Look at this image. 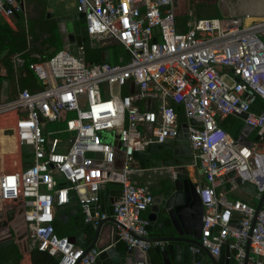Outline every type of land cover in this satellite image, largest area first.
Here are the masks:
<instances>
[{
	"label": "built area",
	"instance_id": "obj_1",
	"mask_svg": "<svg viewBox=\"0 0 264 264\" xmlns=\"http://www.w3.org/2000/svg\"><path fill=\"white\" fill-rule=\"evenodd\" d=\"M74 2L91 45L109 40L127 59L91 64L83 46L76 56L60 49L27 65L38 91L25 89L0 103L5 139L0 138V158L7 141L18 155L6 166L0 159V206L22 207L28 249L48 254L57 264H92L101 251L84 253L68 237L57 236L55 211L77 201L85 224L96 229L109 217L98 202L111 182L119 183L122 192L112 204L115 243L137 248L145 258L155 245L163 248L164 243L144 240L149 221L142 213L154 197L131 180L142 172L132 155L176 137L180 106L192 159L186 171L203 208L201 246L215 261L227 246L235 264H243L249 242V264H264V198L256 213L255 205L229 197L250 195L228 178L235 172L242 184L254 186L253 198L259 200L264 154L255 144L246 145L243 136L233 139L219 124L228 115H245L244 124L261 133L264 142V17L197 19L189 10L186 31L178 32L174 0ZM23 11L16 0H0V16L7 20ZM129 84L133 92L124 94ZM258 101L259 113L253 110ZM140 103L154 106L141 109ZM170 171L175 179L176 168ZM200 251L190 248L192 256Z\"/></svg>",
	"mask_w": 264,
	"mask_h": 264
},
{
	"label": "water",
	"instance_id": "obj_2",
	"mask_svg": "<svg viewBox=\"0 0 264 264\" xmlns=\"http://www.w3.org/2000/svg\"><path fill=\"white\" fill-rule=\"evenodd\" d=\"M16 1L22 8L24 7V0ZM176 2L177 0H174V3ZM219 12L221 17H225L222 11ZM47 17L50 18V14ZM55 22L63 48L68 49L72 55L76 56L77 47L83 46L81 32L84 30V15L74 14L63 16L57 18ZM155 33H159L158 28H155ZM153 41L155 42L156 40L154 39ZM100 60L101 63L109 64H117L119 62L116 50L102 51ZM245 117V115H228L221 120L220 126L227 130L233 139L243 136L246 145L252 146L255 144L257 150L264 154V142L260 139L261 133L257 134L254 141L246 139L254 129L244 124ZM189 125L195 126L196 123L193 120H189ZM145 128L149 131L151 126L147 125ZM115 145L117 144L115 143ZM117 147L119 148L120 146L117 145ZM167 152L170 153V156L164 155ZM190 153L187 124L182 122L179 123L177 135L171 142L165 144H150L145 151L132 155L134 166L139 167L141 170H145L147 167L152 169L174 167L177 171L175 179L169 178L162 183L164 191L153 198V203L149 207L147 217L149 221L147 230L150 233V237L144 238V240L152 244L164 243L163 248H160L158 245L152 248L162 264H180L182 262L181 257L185 255L186 246H196L206 254L205 258H202L201 253L193 256V263L200 262L201 264H205L207 261H212L214 264H218L208 250L200 244L203 226V208L199 196L195 191V186L188 178L186 171V168L192 164ZM228 178H234L240 190L253 197L255 196L254 186L249 183L242 184L240 178L235 177V172L229 173ZM109 185L114 187L104 201V206L108 211L109 217L105 221H102L96 229L88 228L89 233L92 234L90 243L87 244L85 231L78 227L77 222L75 223V232L68 239L76 246L82 248L84 253H87L91 249L101 251L92 264H126L128 260L132 264H150L146 262L145 256L137 248L118 252L114 247L118 223L114 218L112 204L122 195V192L118 189L120 187L119 183L111 182ZM230 187L228 183L226 189H230ZM263 198L264 194L255 205L256 213H258L261 207ZM70 199L74 200V196H71ZM73 202L78 205L77 201ZM98 204H100V196ZM106 225H110L111 227V242L105 246H99V241ZM12 243V240L0 239V250ZM181 244H185V246ZM225 256V264H230L231 255L228 247H226ZM248 258L249 242L246 246L243 264H248ZM52 264L57 263L54 262Z\"/></svg>",
	"mask_w": 264,
	"mask_h": 264
},
{
	"label": "crops",
	"instance_id": "obj_3",
	"mask_svg": "<svg viewBox=\"0 0 264 264\" xmlns=\"http://www.w3.org/2000/svg\"><path fill=\"white\" fill-rule=\"evenodd\" d=\"M177 2L178 3L176 5L178 6L181 2H185L186 5H190L196 1L177 0ZM221 3L224 4V8L221 6V4L220 8L226 17H264V0H222ZM55 4L57 6L65 4V9H72L65 16L75 14L74 0H57L54 2L39 0L38 2H35V4L28 5V7H25L26 5L24 2V11L19 12L11 21L0 16V103L7 102L16 98L18 94L25 89L30 92L38 91L40 89V86L37 81V78L34 73L28 69L27 65L33 62L45 61L55 52H57V48L59 47V45L61 46V49H63L60 40V35L55 22V20L60 17H57L58 15L54 11L57 10V8H54V10L51 9V7H53ZM177 6L175 8H177ZM27 12L29 13L28 15ZM19 14H22L23 18V21L20 23L17 21L19 19ZM48 14H50V18L47 17ZM83 32L84 30H82L81 36ZM94 41L97 42L98 46L91 45L89 41V46L91 48H100L103 51L116 50L119 62L121 59H127L125 51L122 50V48H120V46L116 45L114 42H111L109 40H105L102 42L96 40ZM119 50H121L122 54L119 53ZM133 89L134 88L132 87V85L129 84L127 85L126 89H123L122 92L124 94H129L133 92ZM261 104V101H258L257 104L254 106L253 110H259L260 112ZM153 106L154 104H139V107L141 109H150ZM246 139L249 141H254V139H249V136ZM4 146L5 145L1 147L2 157L0 159L3 166H6L8 161L17 159L18 155L14 150H11V147L13 146L10 147L9 152L4 151ZM170 170H172V168L152 169L150 167H147L145 170H142L139 175H133L131 177V180L137 185L147 187L151 195L155 197L164 191L162 183L166 179L170 178ZM198 178L200 182H203L202 177ZM112 189H114V187L108 185L104 190L100 192L99 207L100 211L102 212L107 211L104 206V201L106 197L109 196V192L112 191ZM233 197H240L241 200L251 205H256L258 201L251 195L248 196L241 194L240 196L238 195ZM254 200L256 202H254ZM16 209L20 211L15 214L14 211ZM21 214L22 207L18 203H10L0 206V223H5V226H7V229L4 231L5 233L3 237L1 236L0 239H9L13 241L12 244L0 250V258L1 254L4 251H7L8 248H11L12 251H15V255L17 253V250L23 252V254L32 252L28 249V236L26 244H23L21 242L22 238L17 235L18 233L16 234V222L18 221V218L20 217L19 215ZM148 214L149 209L142 213V217L147 219ZM76 222L78 223V227L82 228L85 231V240L87 244L90 243L92 239V234H90L88 231V228H90V226L85 224L83 213L81 212L79 205H76L74 202H71L67 206L63 208H58L57 211H55L54 229L55 233L58 236H72L75 232ZM111 235V227L110 225H106L103 229L99 241V246H105L107 244H110ZM114 247L117 249L118 252L127 251L126 245L122 242L115 243ZM226 247L227 246H223L222 248L221 256L216 261L218 264H225ZM152 248L149 250L146 256V262L150 264L151 262L159 264L160 259L153 252ZM200 253L202 254V258L206 257V254L204 252L200 251ZM230 255V264H235L234 252L230 251ZM222 256L223 258L221 259ZM0 264H17V262L15 260V257L11 256L4 260L1 259ZM126 264L132 263L128 260Z\"/></svg>",
	"mask_w": 264,
	"mask_h": 264
},
{
	"label": "trees",
	"instance_id": "obj_4",
	"mask_svg": "<svg viewBox=\"0 0 264 264\" xmlns=\"http://www.w3.org/2000/svg\"><path fill=\"white\" fill-rule=\"evenodd\" d=\"M38 1L39 0H24L25 5H26L25 7H28V5H30V4L31 5L35 4V2H38ZM189 10L192 11L193 16L197 19H208V18H220L221 17L220 12L218 11L217 7L216 8L214 7V5H207L205 2H199L197 4L192 3L190 5H188V4L186 5L185 2H181L177 6V8H175V18L174 19H175L176 30L178 32H185L186 31V22L189 19L188 18ZM20 28H23V27H20ZM82 41L84 44L85 61L87 63H91V64L101 63L100 56H101V52L103 50L100 48H91L89 46L88 36L84 32L82 33ZM60 49H61V46L59 45V47L57 48V51ZM123 61H124V59H123ZM176 111L178 114L179 122H184L182 108L179 106L176 108ZM255 111L259 112V110L258 111L255 110ZM219 124H220V120H219ZM164 155L170 156V153L167 152ZM59 237H63V236H59ZM4 252L1 254L0 260L1 259L4 260L6 258L13 256V257H15L17 264H26L27 262L29 264H52L55 262V260L51 256H49L48 254L37 252L36 250H33L30 253H24V254H23V252L17 250L16 255L14 253L15 251H12L11 248H8L7 251H4ZM222 258H223V256L221 257V259ZM151 264H156V263L151 262ZM159 264H162V262L160 261Z\"/></svg>",
	"mask_w": 264,
	"mask_h": 264
},
{
	"label": "rangeland",
	"instance_id": "obj_5",
	"mask_svg": "<svg viewBox=\"0 0 264 264\" xmlns=\"http://www.w3.org/2000/svg\"><path fill=\"white\" fill-rule=\"evenodd\" d=\"M195 1L196 2H194L193 4H197L199 2H205L207 5H214L215 8L217 7L218 11H222L221 8H220V4L224 8V4L221 3L222 1L219 2V0H195ZM58 6L55 4L53 7H51L52 10H54V8H57V10H54L57 13V15H58L57 17L65 16V15H67L68 12H70L72 10L71 8L70 9H65V4H61V6L60 5H58ZM225 11H226V9H225ZM28 14L29 13L27 12V15ZM17 21L19 23L23 21L22 14H19V19ZM119 53L122 54L121 50H119ZM53 127H56V126H53ZM256 133H257L256 131L251 132V134L249 135V139H254L255 136H256ZM0 138L5 140L3 136H0ZM108 141H106V142H108ZM3 149H4L5 152H9L10 151V146H9V142L8 141L5 143V146L3 147ZM229 197L230 198L240 199L239 197H233V196H229ZM254 202H256V201L254 200Z\"/></svg>",
	"mask_w": 264,
	"mask_h": 264
},
{
	"label": "flooded vegetation",
	"instance_id": "obj_6",
	"mask_svg": "<svg viewBox=\"0 0 264 264\" xmlns=\"http://www.w3.org/2000/svg\"><path fill=\"white\" fill-rule=\"evenodd\" d=\"M19 209V208H18ZM16 209L14 211V213H18L20 210ZM14 214V216H15ZM22 215V214H21ZM21 215H19L20 217L18 218V221L16 222V226L17 228L15 227L16 229V234L19 235L21 239V242L23 244H26L27 242V234H26V229L24 228V225H23V222L21 220ZM9 228V227H8ZM7 229V226H5V223H0V237L4 235V231ZM8 233V232H7ZM12 236V235H11ZM9 240V239H8ZM182 246H185V244H181ZM190 248L191 246H186L185 247V255L183 257H181V263L180 264H193V261H194V258L192 256V254L190 253ZM185 262V263H184Z\"/></svg>",
	"mask_w": 264,
	"mask_h": 264
}]
</instances>
